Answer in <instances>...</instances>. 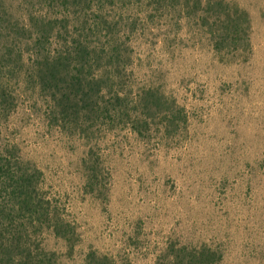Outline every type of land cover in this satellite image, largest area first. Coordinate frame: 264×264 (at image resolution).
Listing matches in <instances>:
<instances>
[{
  "label": "rangeland",
  "instance_id": "obj_1",
  "mask_svg": "<svg viewBox=\"0 0 264 264\" xmlns=\"http://www.w3.org/2000/svg\"><path fill=\"white\" fill-rule=\"evenodd\" d=\"M246 10L252 51L217 54L193 21L134 36V78L160 88L187 122L143 143L116 132L97 146L103 195L86 190L89 146L47 126L42 103L22 96L3 127L44 172V188L79 236L75 250L51 232L57 264H83L90 250L117 264H155L168 247L207 245L220 264H264V0H223Z\"/></svg>",
  "mask_w": 264,
  "mask_h": 264
},
{
  "label": "trees",
  "instance_id": "obj_2",
  "mask_svg": "<svg viewBox=\"0 0 264 264\" xmlns=\"http://www.w3.org/2000/svg\"><path fill=\"white\" fill-rule=\"evenodd\" d=\"M193 21L214 51L251 52L249 13L223 0H0V264H57L45 247L51 232L74 251L79 238L44 188L45 175L3 127L22 96L35 95L47 126L89 146L86 190L103 195L106 170L99 143L129 131L143 143L170 137L187 122L184 109L160 88L134 78V36L163 22ZM207 245L168 247L155 264H220ZM83 264H117L90 250Z\"/></svg>",
  "mask_w": 264,
  "mask_h": 264
}]
</instances>
